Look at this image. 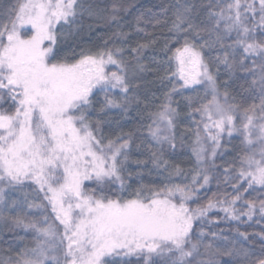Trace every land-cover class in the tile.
I'll return each mask as SVG.
<instances>
[{
	"label": "snow or ice",
	"instance_id": "1",
	"mask_svg": "<svg viewBox=\"0 0 264 264\" xmlns=\"http://www.w3.org/2000/svg\"><path fill=\"white\" fill-rule=\"evenodd\" d=\"M129 10L0 0V231L23 245L0 264H264V0H175L134 45ZM85 16L115 27L84 46Z\"/></svg>",
	"mask_w": 264,
	"mask_h": 264
},
{
	"label": "trees",
	"instance_id": "2",
	"mask_svg": "<svg viewBox=\"0 0 264 264\" xmlns=\"http://www.w3.org/2000/svg\"><path fill=\"white\" fill-rule=\"evenodd\" d=\"M9 0H3V3H8ZM92 3L98 5L100 8H108L112 0H91ZM175 2V0H123V3L129 6V11L126 13H121L122 16V24L124 25L123 31L125 32H131L132 33V43L133 45L137 41H144L151 37H161L162 33H167V27L169 26L166 23H163L167 19L165 15L162 12V9L165 6L171 5ZM204 2H207V0H204ZM214 2V0H213ZM143 14V20L141 24L139 25L141 28H144L147 33L151 34V37H146L144 34H136L134 29L136 27V18ZM104 17H107L109 15L108 12L102 13ZM171 13L169 12L168 16L170 17ZM160 20L162 23L160 25H156V21ZM83 31L81 32L80 36L82 39H78L77 42L83 44L84 46H88L90 43H99V40L97 39L99 36H108L111 34V31L115 27L114 25L110 24V22L107 19H89L87 16L84 17L83 21ZM91 37V40L89 39ZM153 53L151 50L145 53V56H151ZM208 55H215L214 52L208 53L206 52V56ZM228 79L226 69L221 66L220 67V73L218 76L219 81H223ZM155 77L148 73L144 76L142 81H139L140 83V89L139 94L141 100H144L145 98L151 99L152 93H155L157 96L160 95V88L157 83L154 82ZM242 81H237V84L241 83ZM231 83V82H230ZM232 88L235 89L236 85H232ZM179 99V97H177ZM146 110L144 109L143 105L139 109L135 108V106H132L130 108V111L128 112L127 116H122L119 110H112L110 112L111 120L113 121L112 127L109 128L108 126L104 127L105 134L111 135L116 131H119L120 129L117 128V122L120 125V128L123 129V131H131L135 128L138 117L137 113H144ZM187 123V121H185ZM238 143V142H237ZM133 159H136L137 156L133 154ZM140 159H145L146 157L141 156ZM181 163L183 167H189L190 161L189 156L185 154L183 157L180 158L178 161ZM221 161L217 160V164H220ZM130 170L135 171V167L130 165ZM145 183L153 182L151 179H145ZM216 186L213 184L211 186V191L208 192V195L211 196L212 192H215ZM194 206V205H193ZM219 216H223V213H219ZM209 219H218L216 215V211L209 213ZM234 223L226 222L223 220H220L218 225H207L206 230L212 231L215 230L216 227L223 228V229H229L234 227ZM260 226H256L255 229L248 228V227H241V231H260ZM227 234V233H225ZM19 235H24L23 231H19ZM13 234L0 231V258H5L9 255H14L15 251L19 247H23L22 244L16 243L12 244L10 243L12 241ZM29 246H31V236L28 238ZM259 244V241L257 240V246ZM11 248L12 251L9 252L8 249Z\"/></svg>",
	"mask_w": 264,
	"mask_h": 264
}]
</instances>
